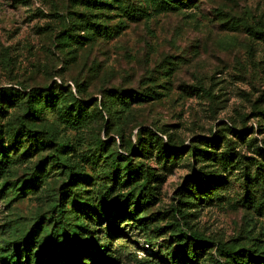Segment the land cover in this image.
Wrapping results in <instances>:
<instances>
[{
    "label": "rangeland",
    "instance_id": "374dc122",
    "mask_svg": "<svg viewBox=\"0 0 264 264\" xmlns=\"http://www.w3.org/2000/svg\"><path fill=\"white\" fill-rule=\"evenodd\" d=\"M99 1L105 6H88L84 0H0V89L13 87L26 94L52 88L59 96L27 123L37 133L21 125L24 101L3 100L0 106V158L7 164L0 173V251L9 244L17 247L29 234L47 242L46 230L58 224L61 213L54 204L71 180L64 160L48 159L58 144L67 145L59 155L72 171L87 177L69 185L72 197L64 202L66 209L73 197L100 212L107 203L127 197L136 184L124 185V174L108 153L95 149L93 140L100 136L111 150L131 157L145 171L154 169L157 177L142 190L135 213L129 211L122 219L111 204L90 227L97 243L108 246L106 264H174L171 253L179 264H221L218 248L224 244L254 251L260 263L264 0ZM87 19L96 24L90 41L77 31ZM75 81L84 90L90 116L81 126L71 123L66 108V89L75 91ZM117 88L154 99L119 108L106 129L95 108L107 90ZM142 128L164 141L171 134L174 148L167 150L179 157L165 162L156 150L144 152L138 137ZM215 138L221 140L211 150L219 158L226 150L232 154L223 159L225 165L215 157H191L195 141ZM207 170L223 176L225 184L211 200L187 209L190 215L184 218L177 211L182 206L179 191ZM70 216L75 221L74 213ZM190 226L207 244L198 263L176 242L182 232L192 237ZM146 238L155 245L149 246ZM36 253L40 258L38 249Z\"/></svg>",
    "mask_w": 264,
    "mask_h": 264
},
{
    "label": "trees",
    "instance_id": "16d2710c",
    "mask_svg": "<svg viewBox=\"0 0 264 264\" xmlns=\"http://www.w3.org/2000/svg\"><path fill=\"white\" fill-rule=\"evenodd\" d=\"M88 6L102 8L105 6V2L99 0H84ZM77 31H84L85 36H81L86 40L93 39L90 31L96 27L95 23H92L89 19L86 20L85 24H80ZM259 33V32H258ZM261 36L264 35L263 32L260 33ZM75 91L71 88L66 89L67 100L66 108L69 111L71 117V123H76L78 126H81L84 123H87L89 119L87 101L83 99V92L79 82H74ZM207 91V90H205ZM57 92L52 89H39L34 88L30 92H21L13 87H7L0 89V106L3 109L2 102L4 101H16L20 100L25 103L24 105V115L22 116L21 122L24 130L29 131L30 133L35 132L33 128H29L27 123L33 118H38L40 111L46 106L54 105L57 98ZM154 99V96L148 93L134 92L130 90H124L121 88L109 89L106 91V96H104L100 105L95 108L96 116L100 117L104 123H106V129H110L112 123V114L116 113L119 108H129L135 103H140ZM109 117H106V115ZM70 123V122H69ZM19 131V129H18ZM8 133L10 131L8 130ZM144 134V135H143ZM165 134V133H163ZM4 136L3 125L0 124V141ZM139 141L140 145L143 148V151H151V149L157 151V156L162 157L165 162L175 160L179 157L177 151L171 152L167 148H174L172 141V135L169 134L168 141H164V138L156 134L153 130L148 128H142L139 130ZM220 138H215L212 142H207L203 140L195 141L191 148V157H195L200 161H210L216 159L222 162L225 165L224 160H228L232 157V154L227 150L225 153H222V157L219 158L216 152L211 149H217L219 145ZM47 141H51L48 139ZM214 141V142H213ZM95 149L98 151H105L108 153V156L112 159V164L115 165L117 171H120L124 174L123 184H132L136 185L132 188L131 192L127 194V197L122 199L120 203L113 202L107 203L105 211L100 212L99 208L92 205L85 200H79L76 202L73 197L71 202L72 206L70 209H66L64 202L69 197H72V192L70 191L69 185H78L83 180H86L87 177L80 173H75L72 171V166L67 165L66 159H63L59 153H63L67 148L65 144H58L55 149L56 154L49 155L48 159L54 163H63L64 167H69L70 169V183L67 186L66 192L62 193L61 200H58L54 204V208L59 207L60 210V219L57 222L58 224L54 226L51 230H46V237L48 238L47 242L38 241L34 238V234H29L23 242H20L17 247H13L9 244V247L0 251V258L3 261V264H106L109 255H108V246L106 244L100 245L97 243L99 237L92 236L94 233L92 231V225L97 224L107 209H112L113 207L118 212L117 216L125 217L126 214L137 211V204L139 198L142 196V190H146L147 186L151 182H157V177L154 173V169L144 170V168L135 164L131 157L123 156L110 149L108 142L103 140L100 136L95 137L93 140ZM224 159V160H223ZM47 162V159L43 158L42 163ZM261 167H264V164H260ZM7 164L3 157L0 158V173H5L7 170ZM264 169V168H263ZM145 171V172H144ZM208 172L201 176H193L192 181L185 183L179 191V200L182 205L181 208H178L177 211L181 212L182 216L190 215L187 212L189 208H196L200 206L201 202L209 201L215 196V192L223 187L225 184V178L223 176H216L213 174L212 170H207ZM72 177H75V182H72ZM144 180V182H142ZM73 183V184H71ZM36 186L35 183L30 184ZM152 187V186H150ZM154 188V187H153ZM64 199V200H63ZM111 204L113 207H111ZM65 212L74 213L75 221L71 222V216H65ZM65 218V219H64ZM116 220L118 217H115ZM121 221V220H119ZM118 222V221H116ZM68 225V228L66 227ZM188 225V222H186ZM190 225V224H189ZM96 226V225H95ZM192 230V237L184 234L183 232L180 236L176 237V242L179 247L186 252V255L193 259L196 263L199 261L200 252H204L205 248L207 249V244L202 242L204 237L197 230ZM146 241L149 246L155 245L152 239L146 238ZM37 243V244H36ZM36 249L40 252L41 257L38 258ZM92 249L96 250V254L91 251ZM219 255L222 256L223 262L221 264H264V260L257 263L255 260L256 257H261L255 255L252 250H236L234 246L222 245L218 248ZM261 253H264L261 251ZM176 255L171 253V259L174 264H179L180 261L175 259ZM264 258V257H263ZM114 261H111L110 264H113Z\"/></svg>",
    "mask_w": 264,
    "mask_h": 264
}]
</instances>
